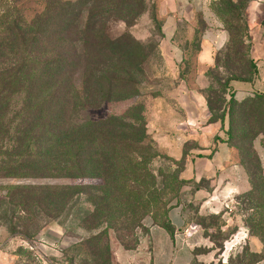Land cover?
<instances>
[{"label":"rangeland","instance_id":"1","mask_svg":"<svg viewBox=\"0 0 264 264\" xmlns=\"http://www.w3.org/2000/svg\"><path fill=\"white\" fill-rule=\"evenodd\" d=\"M251 1L188 0L180 10L181 5L165 9L163 0H0V70L26 61L28 78L39 80L40 63L51 60L53 49L75 53L72 82L85 99L84 117L105 121L100 125L104 137L99 136L98 145L86 144L79 171L70 154V177L7 176L0 171V249L17 254L12 264H119V250L137 249L142 241L150 249L152 230L177 205L212 236L216 256L202 245L201 261L195 264H264V134L254 137L264 130V103L253 95L244 101L235 96L231 159L220 168L225 173L232 167L246 171L232 145L244 148L250 176L238 180L240 196L225 193L205 206L196 198L201 188H213L212 176L201 174L209 170L206 159L217 151V138H228L220 122L223 96L229 100L231 93L226 81L253 72ZM220 30L225 40L213 55L219 67L212 69L199 63L198 55L204 37ZM40 35L45 40L38 41ZM170 46L181 51L179 62ZM4 88L5 120L13 122V137L20 124L13 116L23 112L26 95L20 90L10 99L12 87ZM192 94L200 95L206 107L197 132L185 124L186 100ZM208 94L215 110L208 108ZM228 123L226 116L225 128ZM252 125L255 131L238 141L235 128ZM6 139L0 137V152L12 158L8 153L14 141ZM250 180L256 190L246 198ZM40 185L69 190L44 202L32 195L27 207L15 212L7 207L3 197L8 186ZM19 216L31 232L37 221L41 228L30 234L13 229Z\"/></svg>","mask_w":264,"mask_h":264},{"label":"trees","instance_id":"2","mask_svg":"<svg viewBox=\"0 0 264 264\" xmlns=\"http://www.w3.org/2000/svg\"><path fill=\"white\" fill-rule=\"evenodd\" d=\"M20 30L21 29L19 27L17 33H19L18 31ZM38 38L35 37L33 40H38ZM42 40H45L44 35H40V40L38 41ZM250 45L252 48L251 39ZM44 53L45 51H43V55H45ZM51 54V60L40 63L42 75L39 80L37 78L31 81V77L28 78V75H30V65L26 67V61L24 62V65H21V62L19 65L16 64L17 66L9 70H0V137L1 140L7 138V142L14 141V145L10 146L12 147V150L10 151L11 153H8L12 155V158H6L5 154L7 153L1 154L0 152V155L4 156V160H1L2 165L0 167V171H4L7 176L20 174L24 177H70L72 171L70 161L72 155L70 154L75 155L76 158L74 157V166L75 170L79 171L82 169V157L86 154V144H91V146L96 144L98 145L99 136L104 137L100 125L105 121L89 120L84 117L85 115L82 111L85 108V99L82 97L79 88H77L72 82L73 71L76 70L74 62L78 57L75 59L73 56L75 53L70 52L68 54L67 52L57 49H53ZM250 64L253 67V72L249 77L237 78L230 76L226 81L228 89L231 93L229 94V100H226L225 96H223L224 101L221 105L223 103L225 104L220 122L221 129L224 131V134L228 136V138L227 140L217 138V140L219 143H226L228 147H231V142L233 143L231 139H233L232 131L235 127L232 119L230 118L232 103L237 101L231 83L233 81H251L257 71L256 64L254 63L252 57ZM209 67L212 69H218L219 60H217L216 56L214 57V63ZM39 72L40 70L37 71L36 75H39ZM27 80H30V83H27ZM4 87H7L8 89L9 87H12V90L7 94L10 95V99L12 93L20 90H22V92L26 95L23 102V112L16 113L13 116L14 120L16 118L20 120V124H18L15 128L13 137L10 136V132L13 129V122L5 120L6 108H4V106L6 105L7 98H3L2 96L6 95L8 90H5ZM210 96L211 94H208L207 104L209 110L211 111L215 110V108ZM253 96L258 99L259 103H264V92L254 93ZM246 99L248 98L243 99V101ZM216 100L219 102V95H216ZM9 101L11 104V100ZM243 112L242 116L246 117L248 111L244 108ZM226 116H229L228 128H225L224 125ZM253 127V125L250 127H236L235 130L239 133L238 141L240 140L244 142L248 138V135L255 131V128ZM259 133L264 134V130H258L254 137H256ZM232 147H234V149L242 155L240 165L245 166L244 168L246 171H244V173L249 177L250 172L245 163L246 158L243 157L242 154L245 152L244 148L238 147L237 145H232ZM211 157L212 155L210 154L208 158ZM250 184H252L250 191L247 189V193H245V191L243 192L245 193L243 195L246 196V198L248 196H253L256 190L251 180ZM66 190H69V187L42 185L8 186L6 188V194L3 198L6 200L5 203L7 204V207L13 209L15 212L16 209H20V206H23L24 208L27 207L30 203V197L32 195H38L40 197V202H44L45 197H47L48 200L51 199L50 196L52 194L59 193L61 195H65L67 193ZM243 195H241V197ZM237 196L240 195H235V197ZM66 199L67 200H65L64 205H66L68 197ZM6 211L8 212V209H6ZM253 211L258 215L256 209H253ZM23 212H25V209H23ZM45 217L47 218L48 216L46 215ZM22 218L23 217L21 216L18 217L20 222H17L13 226V229H18V231L30 234L41 228L40 221H37L34 226L35 231L31 232L29 226L27 224H23ZM190 219L192 220V218ZM46 221L47 220H45V222ZM203 222L204 221H202V223ZM259 225H263V222H260ZM199 226L203 233L206 234L205 229L208 227H204L203 225ZM160 227L164 228L171 234L174 233V228L168 220V213L166 221L163 225H160ZM262 229L264 230V226H262ZM220 231L225 230L221 229ZM209 237L212 239L211 235H209Z\"/></svg>","mask_w":264,"mask_h":264},{"label":"crops","instance_id":"3","mask_svg":"<svg viewBox=\"0 0 264 264\" xmlns=\"http://www.w3.org/2000/svg\"><path fill=\"white\" fill-rule=\"evenodd\" d=\"M188 0H163L164 8L180 6V10L185 8ZM189 6V5H188ZM187 6V7H188ZM248 20L252 40L251 56L256 64V74L251 81H233L231 86L235 92V96L239 100L245 99L248 95L264 92V0H252L247 9ZM170 17L169 19H171ZM171 20H167V22ZM172 23V22H171ZM174 26L169 28L166 33L169 35L168 40L174 32ZM211 37H204L201 45V50L198 55L199 63L210 66L214 62V51L219 48L225 40L223 31L210 32ZM208 38V39H207ZM165 48V44H162ZM172 58L179 62L182 58L181 51L175 46H170ZM170 56V54H168ZM187 104V122L186 127L192 132L200 130L201 115L206 112L205 104L202 102V97L199 95H189L186 100ZM206 116V114H204ZM198 129V130H197ZM231 150L226 143H219L217 151L210 159H206L208 163V171H203L201 175L207 174L212 176L213 188L211 191L200 189L196 193V198L205 206L215 197L228 195H237L240 192L238 180L243 179L246 175L243 170L238 167H232L227 173L220 171V168L225 162L230 161ZM212 169V171H211ZM242 182V181H241ZM247 190V188L245 189ZM244 190V191H245ZM240 194V193H239ZM168 220L174 228V233L171 234L164 228L152 230L149 239L152 246L146 249L145 242H141L137 249L134 250H119L117 252V261L119 264H194L201 261L202 245L207 246L209 251L213 252V258L216 256V250H212V240L207 237L200 226L190 219L189 214L184 210L183 206H176L169 210ZM198 226L199 230L195 234H187L188 229L192 226ZM238 233V234H237ZM234 235L236 238L240 235L237 232ZM234 239H230L233 241ZM228 244L229 241H228ZM227 246L225 245L224 248ZM224 248L221 252H223ZM8 248L0 249V264H12L17 254L10 253Z\"/></svg>","mask_w":264,"mask_h":264},{"label":"built area","instance_id":"4","mask_svg":"<svg viewBox=\"0 0 264 264\" xmlns=\"http://www.w3.org/2000/svg\"><path fill=\"white\" fill-rule=\"evenodd\" d=\"M198 230H199V228H198L197 225H196V226H192V227H190V228L188 229L187 234H189V235H191V234H195V233L198 232Z\"/></svg>","mask_w":264,"mask_h":264}]
</instances>
